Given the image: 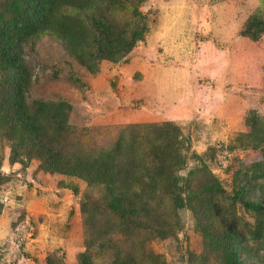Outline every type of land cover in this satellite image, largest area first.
<instances>
[{"label":"rangeland","instance_id":"374dc122","mask_svg":"<svg viewBox=\"0 0 264 264\" xmlns=\"http://www.w3.org/2000/svg\"><path fill=\"white\" fill-rule=\"evenodd\" d=\"M10 1L0 0V10ZM120 4L119 22L142 30L131 52L102 61L93 74L61 40L44 33L24 50L34 74L28 100L71 105L72 141L79 140V148L90 154L112 149L122 133L138 141L153 137L151 130H128L130 125L172 122L188 145L181 177L205 166L233 194L237 171L264 163L261 150L246 146L247 119L264 118V34L258 40L242 35L251 16L264 20V0ZM0 155V264H49L50 258L54 264H81L87 251L93 264H106L117 245L145 264H190L204 252V233L190 209L179 211L181 227L166 239L142 242L147 237L141 234H112L115 221L107 212L97 214L94 226L82 212L85 201L99 199L100 187L48 173L38 159L12 161L4 139ZM161 207L171 211L168 196ZM236 209L242 222L255 223L252 213Z\"/></svg>","mask_w":264,"mask_h":264},{"label":"trees","instance_id":"16d2710c","mask_svg":"<svg viewBox=\"0 0 264 264\" xmlns=\"http://www.w3.org/2000/svg\"><path fill=\"white\" fill-rule=\"evenodd\" d=\"M119 4L120 0H11L0 10V139L10 143L12 161L20 156L38 159L48 173L100 187L99 199L82 205L87 225L94 226L97 214L104 211L115 221L108 232L141 234L147 237L141 241L149 242L175 235L181 227L179 211L187 208L205 238L203 254L192 256L190 264H264V163L237 171L229 195L205 166L181 177L188 145L182 129L172 122L130 125L128 130H151L153 137L138 141L122 133L112 149L90 154L79 148V140L72 141L71 105L28 100L34 74L24 50L44 33L61 40L70 56L93 74L102 61H117L131 52L142 30L119 22ZM263 34L264 20L251 16L242 35L258 40ZM247 124L251 131L246 146L264 154V118L254 115ZM3 183L0 155V186ZM165 196L171 200V211L161 207ZM237 207L256 216L255 223L242 222ZM119 247H111L106 264H145ZM81 260L93 264L88 251ZM49 264H54L51 258Z\"/></svg>","mask_w":264,"mask_h":264}]
</instances>
